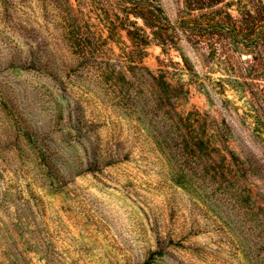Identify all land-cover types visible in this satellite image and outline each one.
I'll return each mask as SVG.
<instances>
[{"label": "rangeland", "instance_id": "obj_1", "mask_svg": "<svg viewBox=\"0 0 264 264\" xmlns=\"http://www.w3.org/2000/svg\"><path fill=\"white\" fill-rule=\"evenodd\" d=\"M102 5L0 0V264H264V79Z\"/></svg>", "mask_w": 264, "mask_h": 264}, {"label": "trees", "instance_id": "obj_2", "mask_svg": "<svg viewBox=\"0 0 264 264\" xmlns=\"http://www.w3.org/2000/svg\"><path fill=\"white\" fill-rule=\"evenodd\" d=\"M101 8L106 17L141 18L143 25L131 21L132 28L127 26L129 37H137L144 47L154 41L165 52L181 50L184 35L192 47L205 50L213 59L220 60L226 55L240 71L249 67L254 75L264 79L263 0H182V8L174 21L160 0H103ZM109 23L105 22L107 26ZM234 49L246 50L248 57L244 60L234 57ZM179 52L188 64L189 57ZM244 86L256 105L264 102V88ZM259 127L264 130V122Z\"/></svg>", "mask_w": 264, "mask_h": 264}]
</instances>
